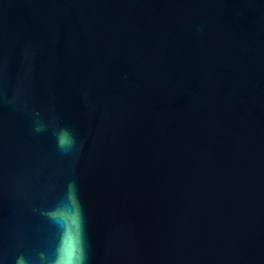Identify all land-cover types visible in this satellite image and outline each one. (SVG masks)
<instances>
[{
	"label": "water",
	"instance_id": "water-1",
	"mask_svg": "<svg viewBox=\"0 0 264 264\" xmlns=\"http://www.w3.org/2000/svg\"><path fill=\"white\" fill-rule=\"evenodd\" d=\"M81 219L87 264H264V0H0V260Z\"/></svg>",
	"mask_w": 264,
	"mask_h": 264
},
{
	"label": "clouds",
	"instance_id": "clouds-1",
	"mask_svg": "<svg viewBox=\"0 0 264 264\" xmlns=\"http://www.w3.org/2000/svg\"><path fill=\"white\" fill-rule=\"evenodd\" d=\"M37 125L35 127L36 132L43 131L44 125L40 122V116L37 113ZM57 147L64 153H70L77 145L75 136L67 129L61 128L56 136ZM50 219L57 224V226L63 229V221L57 212H52ZM87 249L84 240L83 222L81 219V225L79 235L76 244L71 248H67L64 243L63 232L60 242L55 248L54 255L52 257L42 256L39 260V264H87ZM0 264L3 261L0 260ZM16 264H30V261L24 257H19L16 260Z\"/></svg>",
	"mask_w": 264,
	"mask_h": 264
}]
</instances>
